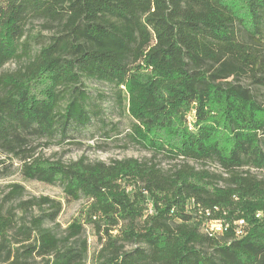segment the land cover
I'll list each match as a JSON object with an SVG mask.
<instances>
[{"label":"trees","instance_id":"obj_1","mask_svg":"<svg viewBox=\"0 0 264 264\" xmlns=\"http://www.w3.org/2000/svg\"><path fill=\"white\" fill-rule=\"evenodd\" d=\"M29 17L60 26L33 58ZM25 58L0 75V171L11 167L2 156L19 158L27 180L60 183L88 208L59 238L46 227L62 213L59 202H22L24 212L42 211L28 222L0 206V264H88L86 224L99 236L95 264H264V179L251 173L264 171V0H5L0 71ZM83 78L114 86L131 140L178 163L164 171L155 157L34 158L30 139H65L91 123ZM191 163L216 164L227 177ZM12 188L8 198L23 195ZM206 211L247 230L203 235ZM14 229L21 250L10 247Z\"/></svg>","mask_w":264,"mask_h":264},{"label":"rangeland","instance_id":"obj_2","mask_svg":"<svg viewBox=\"0 0 264 264\" xmlns=\"http://www.w3.org/2000/svg\"><path fill=\"white\" fill-rule=\"evenodd\" d=\"M4 2L5 0H0V6ZM25 25L26 35L24 39L29 41L32 58L38 54L43 46L48 44L50 38L54 37L60 29V26L57 24L36 17H29ZM27 63L28 60L26 58L21 61L14 60L3 67L0 75L16 72ZM83 83L91 99V109L96 113L93 115L91 123L83 130L69 132L65 139L59 136L52 139H30L27 149L34 151V158L41 157L44 162L62 161L65 164L80 159H85L86 162L90 163L103 162L110 164L114 160L126 159H137L140 162H145L155 157V161L164 171L171 169L175 163H178L172 162L171 159L169 160L162 155L154 156L153 151L145 149L131 140L130 131L133 121L129 118L127 104L123 103L120 105L117 96L118 92L115 91L114 86L84 78ZM241 83L250 85L249 80L246 79H243ZM257 97L264 104V90L257 89ZM191 122L189 120V126H191ZM2 159L11 166L7 170L3 169L0 171V206H4L5 210L10 208L16 209L18 218L25 217L26 219L24 218V220L28 222L31 218L40 216L42 211L35 206L24 212L19 206L22 202L33 201V199L38 200L43 197H48L59 202L63 206L62 213L55 223L47 222L46 224L47 229L52 230L59 238L65 235L64 231L73 221L85 222L86 210L88 208L87 200H68L64 194L63 185L60 183L45 184L39 181L27 180L22 174L23 162L19 158L2 156ZM191 165L198 169V171L206 169L215 175L227 177L216 164L209 163L206 167L193 163ZM251 173L260 179H264V171L258 172L254 170ZM13 185L23 187V195L20 198H8L13 190ZM123 185H126L127 191L131 193L133 189L132 184L127 186L128 183H123ZM223 185L224 183L219 184V186ZM206 217L201 224L199 223L200 227H198L200 229L199 232L203 235L216 237V235L222 233L223 227L226 224L229 226L235 225L238 229L237 231L247 230L245 221L243 223L240 222L243 220L230 223L224 220L223 217L213 219V215L209 216L207 214ZM85 237H87L89 242L88 264H95L94 258L100 250L101 245H99V236L92 225H85ZM17 239L22 240L21 237L17 236L16 229L9 232L8 240L10 247L21 250V247L25 243L18 244L16 242ZM133 248L134 246L131 245L126 249L131 250ZM28 262L29 264H42L39 260H30Z\"/></svg>","mask_w":264,"mask_h":264},{"label":"built area","instance_id":"obj_3","mask_svg":"<svg viewBox=\"0 0 264 264\" xmlns=\"http://www.w3.org/2000/svg\"><path fill=\"white\" fill-rule=\"evenodd\" d=\"M150 206H151V205H150ZM206 212H207V213H205V215H206V214H207V215H210V213H209L208 211H206ZM240 222H242V223H243L244 221H240ZM228 227H229V225H228V224H226V226H225V227H223V231H222V233H221V234H223V233L225 232V230H226ZM237 230H238V229H237ZM237 230H236V234H237V235H241V233H242V230H241V231H240V230H239V231H237ZM220 232H221V231H220ZM238 237H239V236H238Z\"/></svg>","mask_w":264,"mask_h":264}]
</instances>
